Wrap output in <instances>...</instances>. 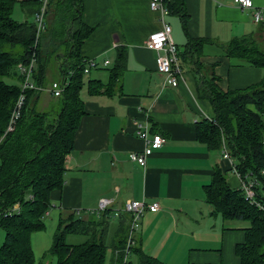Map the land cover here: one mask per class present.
Returning a JSON list of instances; mask_svg holds the SVG:
<instances>
[{"label": "crops", "instance_id": "obj_1", "mask_svg": "<svg viewBox=\"0 0 264 264\" xmlns=\"http://www.w3.org/2000/svg\"><path fill=\"white\" fill-rule=\"evenodd\" d=\"M149 1L81 0V22L91 33L80 56L98 62L89 79L107 83L117 47L126 49V70L121 92L112 97L90 96L86 87L82 90L85 114L74 134V149L65 159L64 184L50 193L46 216L70 212L88 216L100 199H109L107 211L114 225L121 216L128 217L123 212L125 202L157 203L156 212L144 213L135 235L146 255L163 264H241L235 246L244 241L246 228L212 214L203 189L216 165L232 188L240 189V180L221 152L209 151L196 141L197 122L213 117V110L199 97L188 62L181 59L183 79L177 87L162 85L156 53L145 47L148 36L161 29L159 14L149 8ZM183 2L187 34L205 41L199 61L212 67L218 87L233 91L259 83L264 68L229 57L227 48L233 39L251 36L264 52V0H252L247 10H240L232 0ZM256 10L262 16L258 24L253 17ZM52 21L53 17L48 19V27ZM165 22L171 27V40L183 51L187 40L179 17L168 14ZM104 61H108L105 66ZM262 120L264 125V116ZM138 122H148L152 132L165 139L144 167L128 158L144 148L135 134Z\"/></svg>", "mask_w": 264, "mask_h": 264}, {"label": "trees", "instance_id": "obj_2", "mask_svg": "<svg viewBox=\"0 0 264 264\" xmlns=\"http://www.w3.org/2000/svg\"><path fill=\"white\" fill-rule=\"evenodd\" d=\"M16 3H20L25 14L33 17L32 22L20 23L12 18ZM40 7V0H0V228L5 233L0 264H34L31 235L44 229L43 219L51 208L50 193L64 184L65 159L74 149V134L85 114L82 90L86 87L90 96L112 97L121 92L120 81L126 70V49L117 47L107 69V83L86 80L89 74L83 72L86 60L80 56V49L91 29L81 22V0H48L46 19L48 23V15L54 8L52 24L56 33L60 31V21L69 19L73 23L67 39V54L59 68L61 79L67 77L68 83L59 97L52 96L57 101L50 112L37 108L40 91L25 90L21 116L15 129L6 133L23 81L17 65L31 59L34 16ZM167 9L169 14L179 17L187 40L184 50L178 51L179 62L181 59L188 62L197 79L199 97L206 99L213 110V117L197 122L196 141L209 151L222 154L224 148L241 178L251 175L252 180L256 179L254 191L258 205L249 203L240 189L232 188L216 165L210 183L203 188L205 200L212 214L223 220L249 223L244 229V241L235 246L240 263L264 264V78L244 89L222 91L212 67L199 61L205 41L192 39L187 34L188 16L183 0H169ZM47 40H51L48 33L41 36L34 51L36 68L32 81L36 87L45 88L48 59L52 57ZM227 55L250 66L264 68V52L251 36L233 39ZM7 80H15L17 84L7 83ZM107 209L88 216L75 212L59 215L48 251L56 260L55 264H106L109 250L112 254L110 264H124L129 216L123 215L111 225ZM69 233L87 236V239L81 244L68 245L64 237ZM131 256L137 259L136 264H163L146 255L137 239L130 249ZM125 264L132 262L128 260Z\"/></svg>", "mask_w": 264, "mask_h": 264}, {"label": "built area", "instance_id": "obj_3", "mask_svg": "<svg viewBox=\"0 0 264 264\" xmlns=\"http://www.w3.org/2000/svg\"><path fill=\"white\" fill-rule=\"evenodd\" d=\"M169 0H150L149 8L159 14V20L161 23V29L150 34L145 41V47L156 53V66L157 72L163 76L162 85H167L170 87H177L179 80L183 79V73L181 65L178 59V49L177 46L170 38L171 27L165 22L166 16H168L169 11L167 9V2ZM41 7L39 11L34 16L35 24V38L33 44V50L31 59L26 64L19 63L17 65V70L23 76V81L21 83V92L13 106L8 125L6 127V133L12 132L21 116V111L24 106L25 93L27 89H34L37 91H43L45 88L36 87L32 81V73L35 64V52L39 40L42 34L46 31L47 23V7L48 0H40ZM233 4L236 5L240 10H247L252 8V0H232ZM254 22L258 24L261 19V12L256 10L253 13ZM108 61H104L103 65H107ZM98 62L95 59H87L85 61V68L83 70L84 74H89L91 70L97 68ZM67 77L60 82H52L48 89V92L53 97H59L63 92L64 88L67 86ZM135 134L139 139L144 142V148L141 151H134L128 154V158L131 162L138 164L141 167L145 166L146 159L153 154L154 151L161 148L165 143V139L161 137L158 133H153L151 126L148 122L135 123ZM222 158L230 160V157L226 150L222 149ZM231 161V160H230ZM232 173L236 175L240 180V190L243 192L246 200L251 204L258 205L255 198L254 186L256 185V179H251V175H246L241 178L237 173L235 168L232 166ZM111 204L109 199H100L96 212L100 213L105 211ZM157 203L145 204L141 201H127L123 205V212L129 216V229L127 234L126 246L124 249L123 263H127L130 257V249L134 245V237L138 230L140 229L141 220L146 211L156 212L158 210ZM16 212L19 208L14 209Z\"/></svg>", "mask_w": 264, "mask_h": 264}, {"label": "rangeland", "instance_id": "obj_4", "mask_svg": "<svg viewBox=\"0 0 264 264\" xmlns=\"http://www.w3.org/2000/svg\"><path fill=\"white\" fill-rule=\"evenodd\" d=\"M54 9V8H53ZM53 9L51 8L49 18L53 17ZM12 18L17 22H24V21H31L33 20V17L31 15H27L22 11V8L20 6V3H16L13 11H12ZM47 23V19H46ZM72 21L68 19V21H60L58 23L60 31L56 33V30L53 29V24L48 27L47 23V30L42 35H48L50 36V44L48 47V52L51 58L48 59V67H47V73H46V82H45V90L40 91V99L38 103V110L44 111V112H50L53 109V107H56L55 103L57 101L56 98H53L50 92H48V89L50 87V84L52 82H60L61 79V72L59 70L61 63L64 62L63 56L67 54V48H68V41L69 38L68 35H71L72 33ZM54 28H57L56 25H54ZM49 43V41H48ZM47 43V44H48ZM57 58H55V57ZM51 59V60H50ZM34 68H36V59ZM94 72L91 73V75H86L85 79H89L90 77H93ZM66 78V77H65ZM7 83L10 84H17V81H9L7 80ZM54 112V111H53ZM59 215L56 213H53L50 216H45L43 219L44 223V229L42 231L34 232L31 235V248L34 256V264H55L56 260L50 256L48 253L49 249L52 246L53 243V236L56 231L57 223H58ZM228 223H233L234 225H239L243 228H248L249 223L248 222H240V221H228ZM5 233L0 228V247L4 241ZM87 239V236L78 235V234H72L69 233L65 235L64 242L68 245H77L83 243ZM110 250L108 251L107 257H106V264H110ZM129 260H131L132 264H136V261L133 256L129 257Z\"/></svg>", "mask_w": 264, "mask_h": 264}]
</instances>
